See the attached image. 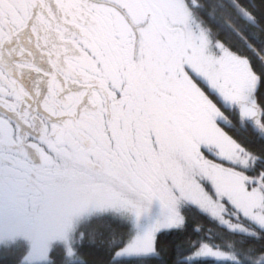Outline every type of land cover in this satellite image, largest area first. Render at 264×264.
I'll return each instance as SVG.
<instances>
[{
    "label": "snow or ice",
    "instance_id": "obj_1",
    "mask_svg": "<svg viewBox=\"0 0 264 264\" xmlns=\"http://www.w3.org/2000/svg\"><path fill=\"white\" fill-rule=\"evenodd\" d=\"M0 264H264V0H0Z\"/></svg>",
    "mask_w": 264,
    "mask_h": 264
},
{
    "label": "trees",
    "instance_id": "obj_2",
    "mask_svg": "<svg viewBox=\"0 0 264 264\" xmlns=\"http://www.w3.org/2000/svg\"><path fill=\"white\" fill-rule=\"evenodd\" d=\"M226 39H236L235 37L226 36Z\"/></svg>",
    "mask_w": 264,
    "mask_h": 264
}]
</instances>
